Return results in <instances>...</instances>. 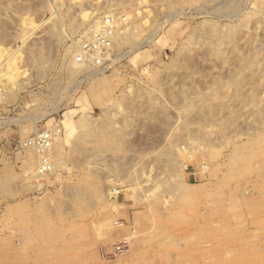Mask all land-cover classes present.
Segmentation results:
<instances>
[{
    "label": "rangeland",
    "instance_id": "374dc122",
    "mask_svg": "<svg viewBox=\"0 0 264 264\" xmlns=\"http://www.w3.org/2000/svg\"><path fill=\"white\" fill-rule=\"evenodd\" d=\"M0 264H264V0H0Z\"/></svg>",
    "mask_w": 264,
    "mask_h": 264
},
{
    "label": "built area",
    "instance_id": "2783aa9c",
    "mask_svg": "<svg viewBox=\"0 0 264 264\" xmlns=\"http://www.w3.org/2000/svg\"><path fill=\"white\" fill-rule=\"evenodd\" d=\"M116 29L117 25H115L114 18L112 17L105 18L99 28L94 27L93 24L90 25L80 41V51L77 53L78 60L97 66L102 64L110 53ZM40 130L36 134L34 133L29 136L25 140L24 146L34 145L39 149L40 147L44 148L46 139H52V134L46 131L48 129ZM46 165L47 157L43 156L40 160L41 171H48Z\"/></svg>",
    "mask_w": 264,
    "mask_h": 264
},
{
    "label": "bare ground",
    "instance_id": "6f19581e",
    "mask_svg": "<svg viewBox=\"0 0 264 264\" xmlns=\"http://www.w3.org/2000/svg\"><path fill=\"white\" fill-rule=\"evenodd\" d=\"M237 5V4H236ZM235 5V6H236ZM233 8V7H232ZM99 20V19H98ZM101 22L102 21H97V22H95L94 24H93V26L94 27H96V28H99L100 27V25H101ZM121 32V31H120ZM154 34V33H153ZM120 35H123V34H120ZM120 35H118L119 37H120ZM211 35H212V33H211ZM226 35V34H225ZM118 37V38H119ZM152 37V36H151ZM113 38L115 39L116 38V36L114 37L113 36ZM150 38V37H149ZM123 41H124V37L123 36H121L120 37V42H118V43H123ZM80 51V49L78 50V52ZM128 53V52H127ZM76 56V55H75ZM76 60H78L77 59V56H76V58H75V60L73 61L74 62V64L77 66L79 63L76 61ZM81 62V61H80ZM83 64V66L85 65H87V66H92V65H88V64H90V63H87V62H83L82 63ZM83 66H81V67H83ZM71 68H73V67H71ZM78 68H80V67H78L77 66V69ZM85 68V67H84ZM88 68V67H87ZM91 68V67H90ZM69 70V69H68ZM71 70V69H70ZM74 69L72 70V72L74 73ZM77 71V70H76ZM262 71V70H261ZM65 72V71H64ZM71 72V71H70ZM97 72V71H96ZM95 72V74H97ZM72 73V74H73ZM94 73V72H93ZM94 74V75H95ZM73 75H75V74H73ZM71 76V75H70ZM78 76V75H77ZM8 93V92H7ZM13 94V93H12ZM9 96V95H8ZM10 97V96H9ZM39 119V118H38ZM36 130V129H35ZM39 131H41L40 129H38V130H36L35 131V134L37 133V132H39ZM46 131H48V132H51V134H52V139H46V141H45V144H44V148H42V147H40V149L37 147V146H34V145H32V146H24V142H25V140L28 138H25L24 140H23V146L25 147V148H23L24 149V151L25 152H29V151H32V152H34L37 156V169H36V173L35 174H37L38 176H42V174H46L47 175V173H49V172H51L52 170H53V165H52V160H51V153H52V150L51 149H53V147H54V142H55V139L57 138V136L59 135V133H60V130L58 129V128H56V129H54V130H51V129H48V130H46ZM46 134V133H45ZM47 140H48V142H47ZM58 140V139H57ZM22 145V144H21ZM23 149H22V151H23ZM58 149V148H57ZM33 153V154H34ZM29 154V153H28ZM31 154V153H30ZM29 156V155H28ZM33 156V155H32ZM43 156H46L47 157V165H46V167H47V169H48V171H41V169H40V160H41V157H43ZM59 156V155H58ZM54 157V156H53ZM53 159H55V158H53ZM31 164V163H30ZM29 165V164H28ZM33 169V168H32ZM43 170V169H42ZM30 171V170H29ZM135 182V181H134Z\"/></svg>",
    "mask_w": 264,
    "mask_h": 264
}]
</instances>
